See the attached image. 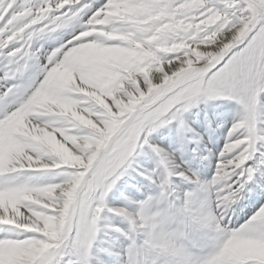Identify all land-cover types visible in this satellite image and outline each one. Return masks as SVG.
Returning <instances> with one entry per match:
<instances>
[{"label":"snow or ice","instance_id":"1","mask_svg":"<svg viewBox=\"0 0 264 264\" xmlns=\"http://www.w3.org/2000/svg\"><path fill=\"white\" fill-rule=\"evenodd\" d=\"M262 97L264 0H0V264H89L106 209L126 264H264ZM216 100L244 115L202 181L149 137ZM145 147L148 184L129 173ZM126 175L146 199L108 209Z\"/></svg>","mask_w":264,"mask_h":264},{"label":"rangeland","instance_id":"2","mask_svg":"<svg viewBox=\"0 0 264 264\" xmlns=\"http://www.w3.org/2000/svg\"><path fill=\"white\" fill-rule=\"evenodd\" d=\"M80 30L81 25L77 23L74 28L69 27L62 31L70 37ZM262 101H264V97H262ZM263 110L264 104H262L257 116V127L258 131L261 133H264ZM243 115L244 112L241 105L235 101L216 100L207 103L200 102L188 112L184 113L182 117V128L179 122L164 125L151 134L149 143L155 146H161L160 148L167 153V157L169 160L171 159L170 161L172 164L190 170L196 173L202 181H206L214 174V165L218 155V149L224 147V141L229 129H231L236 122L241 120ZM157 162L158 157L155 153H153L150 148L145 147L131 158L129 173L132 177L137 178L139 182L148 184L149 182L144 179V175L140 173L148 172L150 169V171L154 170L157 166ZM46 179L48 182H57L56 177H48ZM128 181L129 176H124L117 182L112 192L108 194L106 197L108 209L109 206L107 201L115 197L113 200L115 205H120L125 208L128 207L127 209L133 212L137 210L136 207L125 204L123 200V195H128V192L123 189V187L126 188L130 186ZM117 187H122V193L119 192ZM174 188L177 194L182 196L184 193L195 191L196 186L177 179L174 181ZM156 192L157 189L154 186H150L147 194L155 195ZM131 196L137 202L146 199L143 190L137 191V188L132 189ZM244 205L245 201L241 200L238 204L232 206L235 212L232 219L237 227L243 225L255 211V208ZM123 221L124 219L120 216L107 211V209L105 210L99 221L101 230L90 250L89 264H126V253L129 247V241L124 236L112 230L113 228L126 230L127 223ZM110 248L111 252L109 253L107 251H110L108 250Z\"/></svg>","mask_w":264,"mask_h":264},{"label":"bare ground","instance_id":"3","mask_svg":"<svg viewBox=\"0 0 264 264\" xmlns=\"http://www.w3.org/2000/svg\"><path fill=\"white\" fill-rule=\"evenodd\" d=\"M222 110V109H221ZM264 111V110H263ZM262 111V113H264ZM222 117V116H221ZM264 124V123H263ZM194 129V128H193ZM262 131V130H261ZM264 131V130H263ZM262 131V132H263ZM161 137V136H160ZM165 138V137H164ZM193 139V138H192ZM198 143V142H197ZM166 144V143H165ZM161 145V144H160ZM161 147V146H160ZM166 150V149H165ZM166 154V156H167V153H165ZM171 160V159H170ZM169 160V161H170ZM215 161V160H214ZM142 162V161H141ZM171 162V161H170ZM155 164V163H154ZM144 166H146V165H144ZM148 169V168H147ZM142 170V169H141ZM151 170V169H150ZM150 170H148V172L150 171ZM141 174V173H140ZM129 182V181H128ZM129 185V184H128ZM129 187H131V192H132V189H134V188H137L138 186H132V185H130ZM129 187H126V188H124L123 187V189L124 190H126L127 192H128V195H126V196H124L123 195V200H124V202H125V204H129V200H134L133 199V197L131 196V192H129L128 191V188ZM118 188V187H117ZM118 190H119V192H121L122 191V187H120V188H118ZM122 193V192H121ZM111 195H113V194H111ZM115 195V194H114ZM116 196V195H115ZM112 197V196H111ZM114 197V196H113ZM117 197V196H116ZM125 197H128V199H125ZM115 198V197H114ZM114 198H110L108 201H107V204H108V206H109V209H120V208H124V209H127V208H125V207H123V206H120V205H115L114 203H113V200H114ZM118 201V200H117ZM134 201H136V200H134ZM243 204V203H242ZM128 211H130V212H133V211H131V210H129V209H127ZM113 213V212H112ZM124 222V221H123ZM106 243V242H105ZM104 243V244H105ZM106 250V249H105ZM108 250H110V251H107V252H111V248L110 249H108ZM114 254V253H113ZM114 256H115V254H114ZM94 259V258H93Z\"/></svg>","mask_w":264,"mask_h":264}]
</instances>
